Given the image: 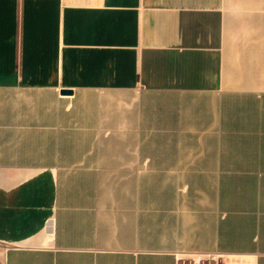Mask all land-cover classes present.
<instances>
[{"label": "crops", "instance_id": "crops-1", "mask_svg": "<svg viewBox=\"0 0 264 264\" xmlns=\"http://www.w3.org/2000/svg\"><path fill=\"white\" fill-rule=\"evenodd\" d=\"M196 253L264 264V0H0V264Z\"/></svg>", "mask_w": 264, "mask_h": 264}, {"label": "built area", "instance_id": "built-area-1", "mask_svg": "<svg viewBox=\"0 0 264 264\" xmlns=\"http://www.w3.org/2000/svg\"><path fill=\"white\" fill-rule=\"evenodd\" d=\"M225 255L219 254V253H206V254H192L187 259L190 261V264H201L204 261H216L218 259L222 260Z\"/></svg>", "mask_w": 264, "mask_h": 264}, {"label": "water", "instance_id": "water-1", "mask_svg": "<svg viewBox=\"0 0 264 264\" xmlns=\"http://www.w3.org/2000/svg\"><path fill=\"white\" fill-rule=\"evenodd\" d=\"M61 92V94H70L71 93V91L70 90H61L60 91Z\"/></svg>", "mask_w": 264, "mask_h": 264}]
</instances>
